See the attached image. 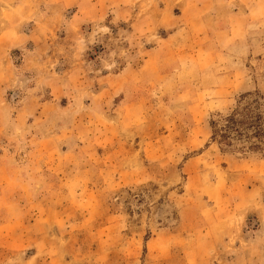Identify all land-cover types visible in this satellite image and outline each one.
I'll list each match as a JSON object with an SVG mask.
<instances>
[{
  "label": "rangeland",
  "instance_id": "rangeland-1",
  "mask_svg": "<svg viewBox=\"0 0 264 264\" xmlns=\"http://www.w3.org/2000/svg\"><path fill=\"white\" fill-rule=\"evenodd\" d=\"M202 1L0 0V264H264V159L208 123L264 93V0Z\"/></svg>",
  "mask_w": 264,
  "mask_h": 264
},
{
  "label": "trees",
  "instance_id": "trees-1",
  "mask_svg": "<svg viewBox=\"0 0 264 264\" xmlns=\"http://www.w3.org/2000/svg\"><path fill=\"white\" fill-rule=\"evenodd\" d=\"M208 123L210 143L221 153L264 159V93L239 95L226 114L214 113Z\"/></svg>",
  "mask_w": 264,
  "mask_h": 264
},
{
  "label": "crops",
  "instance_id": "crops-1",
  "mask_svg": "<svg viewBox=\"0 0 264 264\" xmlns=\"http://www.w3.org/2000/svg\"><path fill=\"white\" fill-rule=\"evenodd\" d=\"M255 1V0H254ZM253 1V2H254ZM40 3H43V4H50V3H59L60 6H63L65 9H70L72 5H75V4H81V3H86L87 0H39ZM201 2H203L201 0ZM24 3H27V0H23L22 4ZM234 16H238V18L240 17V13L237 12V13H232L230 14L229 16H227V19H231L233 18ZM243 17V16H242ZM31 33V32H30ZM5 35L6 33L4 31H0V43L4 41V38H5ZM31 37H27L26 40H24L23 42H21L20 44L16 45L14 44L15 42H11V44H9L8 47L9 50H25V48L27 46L30 47V50H28V53H29V56H32L34 57L36 55V47L31 44ZM20 71H30L28 70V68H24V64L21 65V68H20ZM1 100H2V96H1ZM4 100V99H3ZM45 101H42V104H45L44 103ZM2 106H0V110H2ZM19 112H22L23 113V107L21 109H19ZM20 119H22V117H19ZM1 137H4V134L1 130V126H0V142L5 145V139L3 138V140L1 141ZM37 145V144H35ZM5 155H8V156H5ZM1 157H9V159H11L12 156H10L9 153H6L5 150H4V146H1L0 144V158ZM11 167H6L3 163H1V160H0V188L1 190L3 191L0 195V201L1 200H5L6 198H9L11 196H7V193L4 192V188L2 189V187H7V184L9 186V183L10 182H13L15 179H13V177H11V171H10ZM8 173V174H7ZM4 182H6L4 184ZM12 195V193H10ZM4 205L0 204V209L3 208Z\"/></svg>",
  "mask_w": 264,
  "mask_h": 264
}]
</instances>
